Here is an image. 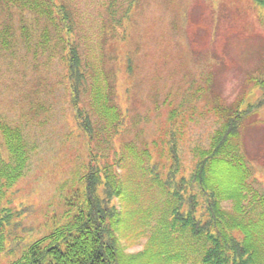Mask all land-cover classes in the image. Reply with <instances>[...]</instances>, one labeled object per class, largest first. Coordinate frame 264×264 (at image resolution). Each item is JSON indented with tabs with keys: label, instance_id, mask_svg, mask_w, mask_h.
Here are the masks:
<instances>
[{
	"label": "rangeland",
	"instance_id": "obj_1",
	"mask_svg": "<svg viewBox=\"0 0 264 264\" xmlns=\"http://www.w3.org/2000/svg\"><path fill=\"white\" fill-rule=\"evenodd\" d=\"M51 1L67 4L77 24L88 67L82 103L96 138L90 142L75 119L63 61L37 49V38L31 49L24 44L20 28L31 14L0 2V34L9 25L15 36L6 47L0 42V150L7 155L1 129L5 124L24 129L30 150L24 176L7 190L4 201L14 209L23 205L29 213L16 219L19 224L12 227L8 241L16 244L15 249L1 253L0 264L18 260L28 244L65 225L78 211L92 148L103 167L119 162L117 154H122L115 170L122 173L125 193L118 200L116 226L126 253L145 250L137 264H199L192 240L179 238L171 226L166 232L172 237L160 234L163 225L168 226V218L162 222L159 218L168 210V197L160 194V188L151 190V177L140 179L133 167L137 161L124 154L134 145L144 157L146 148L153 158L145 160L149 169L153 164L158 170L169 166L168 145L161 136L165 138V131L173 127L168 122L172 104L180 107L174 127L181 133L182 171L191 174L198 150L210 147L220 124L207 112V105L216 95L227 104L242 99L254 103L261 95L252 78H264V8L255 0ZM108 81L113 85V102L123 113L119 129L110 125L95 97L98 89L107 91ZM200 87L207 94L197 91ZM182 100L184 107L179 105ZM243 142L253 163V185L264 192V107L250 115ZM152 210L155 214L149 220ZM154 235L159 236L151 241ZM177 246L182 254L175 257ZM162 250L168 255L155 259Z\"/></svg>",
	"mask_w": 264,
	"mask_h": 264
},
{
	"label": "trees",
	"instance_id": "obj_2",
	"mask_svg": "<svg viewBox=\"0 0 264 264\" xmlns=\"http://www.w3.org/2000/svg\"><path fill=\"white\" fill-rule=\"evenodd\" d=\"M255 1L264 8V0ZM0 2H4L7 8L17 6L20 11L31 14L32 17L20 28L28 48L31 49L34 38H37V49L45 53L49 51L50 58L59 57L63 61L75 119L89 141H94L93 121L82 103V95L87 90L88 67L78 42L77 24L68 5L59 6L51 0ZM36 29L40 32L34 34ZM11 30L6 25L1 31L0 42L5 47L10 45ZM128 62V70L132 72L131 57ZM252 79L261 90L256 102L244 103L242 99L227 104L220 100V95H216L213 103L207 105V112L213 113L220 124L214 131L210 147L198 150V161L190 175L182 171L178 144L181 133L174 127L179 117L178 106L170 105L173 109L168 122L173 127L165 131V138L161 136L168 145V167L161 165V170H158L153 164L149 169L145 165V160L152 158L148 149L142 150L144 157H141L136 146H126L124 155L137 161L138 165L135 162L133 167L141 175L140 179L149 175L150 189L160 188V194L168 197V210L159 217L160 222L168 218V226L164 224L160 234L172 237L166 232L171 226L179 238L192 240L195 247L192 252L197 255L199 264H264V192L253 185L256 178L253 163L243 142V129L250 115L264 107V78ZM204 89L200 87L197 91L207 94ZM95 97L99 110L110 125L114 123L119 129L123 113L113 102V85L108 81L107 91L98 89ZM179 105L184 107V101ZM1 129L7 155L0 150V254L14 251L16 244L13 241L8 243L11 229L19 224L18 217L29 213L23 205L14 209L4 201L7 190L24 176L30 160L24 129L8 124L2 125ZM169 135L170 138L167 137ZM154 143L157 144V140ZM162 153L164 151L160 150V156H163ZM119 154L120 162L121 151ZM90 155L89 170L83 178L85 188L81 192L84 201L78 206V211L65 225L28 244L20 258L12 264H137L141 259L145 250L134 255L126 253L117 232L118 200L125 193L122 173L115 170L119 162H108L103 167L98 164L100 154L94 148ZM138 199L134 198L135 201ZM225 202H232V208L224 207ZM150 214L149 220L155 211ZM159 235H154L151 241ZM180 249L177 246L175 257L182 254ZM162 251L155 259L168 255L167 251ZM146 264H151V261Z\"/></svg>",
	"mask_w": 264,
	"mask_h": 264
}]
</instances>
